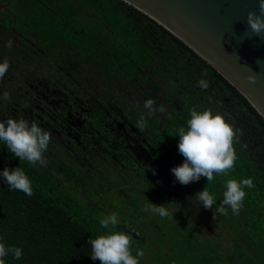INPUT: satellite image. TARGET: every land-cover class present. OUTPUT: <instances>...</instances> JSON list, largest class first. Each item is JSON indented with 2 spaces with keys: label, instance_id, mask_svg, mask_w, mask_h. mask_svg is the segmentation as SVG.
Wrapping results in <instances>:
<instances>
[{
  "label": "trees",
  "instance_id": "trees-1",
  "mask_svg": "<svg viewBox=\"0 0 264 264\" xmlns=\"http://www.w3.org/2000/svg\"><path fill=\"white\" fill-rule=\"evenodd\" d=\"M5 59L0 96L10 99H0V122L23 117L51 134L46 166L21 162L0 141V171L21 166L33 187L27 196L0 177V242L23 250L5 264H100L89 244L107 232L99 221L116 212V230L125 231L148 201L169 203L199 223L201 213H213L194 198L207 178L182 185L171 171L184 162L172 135L193 107L220 112L243 130L234 169L208 189L219 205L228 179H253L239 214L229 208L218 222L242 247L264 251V117L162 25L123 0H13L0 12ZM201 78L208 89L198 86ZM149 98L166 111L149 115ZM112 197L126 208L104 203Z\"/></svg>",
  "mask_w": 264,
  "mask_h": 264
},
{
  "label": "clouds",
  "instance_id": "clouds-1",
  "mask_svg": "<svg viewBox=\"0 0 264 264\" xmlns=\"http://www.w3.org/2000/svg\"><path fill=\"white\" fill-rule=\"evenodd\" d=\"M258 9L259 14L256 11L248 12L246 22L249 32L261 37L264 34V0H258ZM12 43V41H7L6 46L11 48ZM8 68L9 62L5 59L0 63V79L5 76ZM207 75V71L201 74L202 77ZM249 80L254 83L256 76H250ZM198 86L206 90L210 84L206 79L201 78L198 81ZM0 99L7 101L10 99V94L4 92ZM144 107L149 110V115L154 114L157 110L161 113L166 111L163 105L157 109L155 100L151 98L145 101ZM189 117L186 126L178 127L175 130V135H172L179 137L178 151L184 157V162L173 167L171 171L182 185L199 181L201 177L207 178V186L197 192L194 198L205 209L213 211L214 219L217 215H227L229 208L233 215H238L246 196L244 189L255 187L253 179L246 178L239 181L228 179L225 182V191L219 205H217L216 197L210 193L208 185L214 181L217 175L227 176L234 169L237 161L235 144L239 143L243 130L237 129L234 122H229L224 114L220 112L214 114L211 108L198 111L193 107L189 111ZM146 124L147 120L142 115L136 122V127L142 131ZM0 141H3L9 152L18 157L21 162L27 161L32 166L47 165L44 153L48 150L51 142V134L36 122L29 123L23 117L9 118L0 122ZM0 177H3L10 189L21 191L27 196L33 195L32 181L21 166L15 169L4 168L0 171ZM190 198L193 197H189V200ZM167 205H156L148 201L144 205L143 211H150L164 218L170 214ZM99 223L107 232L94 239L90 237L91 259L100 261V264H139L138 258L143 257L144 252L140 250L136 256L132 254L131 235L125 231L116 230L120 223L118 214L112 212L105 215ZM9 254L14 259L20 260L23 250L20 247L6 246L5 243L0 242V264H5L4 258Z\"/></svg>",
  "mask_w": 264,
  "mask_h": 264
},
{
  "label": "water",
  "instance_id": "water-1",
  "mask_svg": "<svg viewBox=\"0 0 264 264\" xmlns=\"http://www.w3.org/2000/svg\"><path fill=\"white\" fill-rule=\"evenodd\" d=\"M12 1L0 4V9ZM123 1L190 47L264 117V34L253 35L246 22L248 12L259 14L258 0Z\"/></svg>",
  "mask_w": 264,
  "mask_h": 264
},
{
  "label": "rangeland",
  "instance_id": "rangeland-1",
  "mask_svg": "<svg viewBox=\"0 0 264 264\" xmlns=\"http://www.w3.org/2000/svg\"><path fill=\"white\" fill-rule=\"evenodd\" d=\"M112 198H105L104 203L113 202L116 207L126 208L125 201ZM154 204H168L169 216L162 218L145 212L144 204L141 205L144 212L141 218L133 217V225L129 224L125 230L132 237V254L144 252V256L138 258L139 264H264V251L255 253L249 247V250L242 247L240 241L233 238L234 231L218 222V215L214 219L213 213H201L204 218L199 223L186 211L169 203Z\"/></svg>",
  "mask_w": 264,
  "mask_h": 264
},
{
  "label": "flooded vegetation",
  "instance_id": "flooded-vegetation-1",
  "mask_svg": "<svg viewBox=\"0 0 264 264\" xmlns=\"http://www.w3.org/2000/svg\"><path fill=\"white\" fill-rule=\"evenodd\" d=\"M5 3H6V2H5ZM0 4H2V3H0ZM8 5H9V4H8ZM8 5H7V7H8ZM7 7H6V8H1V9H0V12H1V10H6Z\"/></svg>",
  "mask_w": 264,
  "mask_h": 264
}]
</instances>
